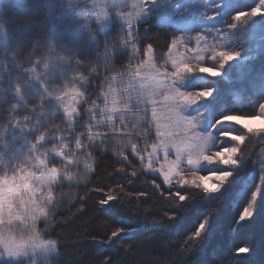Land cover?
I'll return each instance as SVG.
<instances>
[{
  "label": "snow or ice",
  "instance_id": "6c2138e0",
  "mask_svg": "<svg viewBox=\"0 0 264 264\" xmlns=\"http://www.w3.org/2000/svg\"><path fill=\"white\" fill-rule=\"evenodd\" d=\"M6 2L0 0V5ZM11 4L15 27L10 29L13 22L0 17V32L31 42L32 58L27 64L17 62L20 74L0 88L10 98L6 116L0 121V264H55L60 245L57 239L48 237L47 229L63 203L57 190L94 174L93 162L104 159L109 148L120 165L116 169L119 175L113 177L119 193L116 188L93 189L104 193L97 200L96 212L112 225L110 234L93 237L98 245L112 246L121 237L133 238L144 229V222L131 215L123 223H113V218L128 214L132 207L138 209L143 203L141 196L151 198L158 193L163 205L173 208L195 199L180 189L198 191L204 198L222 194L232 199L242 178H247L249 166L258 175L249 180L245 193L248 202L236 223L252 219L259 193L253 190L249 196V190L258 179L264 192V163L251 159L245 146L255 141L264 145V127L249 126L250 121H264V46L258 53L259 67L249 66L241 83L248 103L237 108L227 99V93L238 83L233 73L244 71L250 60L244 39L258 34L264 42V0H254L249 7L243 0H11ZM42 8L45 11L40 18ZM70 13L73 18L69 26L82 34L71 45L65 44L57 32L50 31L43 37L29 35ZM190 16L195 24L191 31L198 33L194 38L184 35V24ZM106 23L119 24L115 35L104 30ZM153 28L163 34L166 56L155 54L156 45L148 36ZM102 35L105 76L108 62L126 57L127 63L121 64L110 79L97 77L95 88L100 95L93 96V78L84 76L83 68H92L101 60ZM193 40L196 49L191 46ZM181 47L184 54L174 55V50L180 52ZM93 52L96 60L92 59ZM38 65L44 69L39 75ZM57 65L63 70L59 76ZM73 68L81 73L64 86L67 70ZM110 70L117 72L115 68ZM2 81L0 75V84ZM31 97L39 103L30 106ZM230 108L238 111L215 118L218 112ZM19 109H23L22 119L17 118ZM129 115L134 122H127ZM162 117L166 119V133L161 131ZM225 123L240 132H217ZM153 127L156 137L166 138L149 147L148 142L154 139ZM161 150L164 162L157 167L154 157L158 158ZM173 153L174 158L169 159ZM81 156L85 175L78 171ZM137 160L139 170L133 167ZM202 164L226 170L199 174ZM141 176L146 177L143 182ZM123 181L133 189H146L151 182V196L149 191L137 192L134 203ZM145 214L152 217L151 225L170 235L175 211L163 210L159 216L151 211ZM207 229L205 218L181 245L185 256L196 254L192 264H209L208 255L219 250L217 245L205 243ZM252 253L248 241L232 249L230 264H239L240 257ZM258 256V264H264V242ZM102 264H112V260Z\"/></svg>",
  "mask_w": 264,
  "mask_h": 264
},
{
  "label": "trees",
  "instance_id": "16d2710c",
  "mask_svg": "<svg viewBox=\"0 0 264 264\" xmlns=\"http://www.w3.org/2000/svg\"><path fill=\"white\" fill-rule=\"evenodd\" d=\"M251 2H253V0L248 1V3ZM56 23L55 27L58 28V24L56 25ZM51 25L52 24H50V26ZM46 26L47 23L43 28H41L43 29L42 31H46L48 30V28H50ZM55 27H53L52 30H55ZM78 35L81 36L82 34ZM78 35H72L74 38L70 42H73V40H75ZM80 42L83 43V39H81ZM263 44L264 42L262 43V46ZM26 45L27 43L23 42L22 45H11L9 46V48H6L3 56H0V74L8 76V79H13L16 76V74L19 72L16 65L17 62H20L17 53L19 52L21 46L25 47ZM40 55L41 53H39V49H37L36 56L39 57ZM6 58H8V62H6ZM31 58L32 51H29L26 54V59L28 61H31ZM4 65L5 67H3ZM1 71L3 72L1 73ZM43 71V66L38 65L36 74L39 75ZM62 71L63 70L61 69V67L57 65L56 75H58V73ZM79 71L80 69H69L67 70V76L69 75V72L71 74L75 73L77 75L79 74ZM71 74L69 76H71ZM70 78L71 77L68 78L69 81L72 80V78ZM0 85L3 86V84ZM37 87H39V85H37ZM7 97L8 94L0 90V106L3 104L4 100ZM38 103V101L34 102L32 98L29 99L30 106L32 104ZM89 107H93V105H89ZM7 108L8 106H6V108L1 112L0 121L4 120ZM19 112L20 115L17 118L22 119L23 109H19ZM80 161L81 163L78 169L79 174L85 175L83 168V156L80 157ZM96 162L97 161L93 162V168ZM250 169L247 170V176H249V173L251 172ZM110 175L111 178L109 179V181L114 180L113 176L115 175ZM93 176V174H87L86 180L78 184H66V186H70L72 190L67 189V191L65 192H62V190L59 192L57 190L60 198L63 201V203L61 204L64 209L63 214L66 215L63 219L65 222L63 226H68L67 229L65 228V226L60 228L59 231L63 233L64 230L68 231L70 229V233H72L73 235L75 233L76 235H74V239H72L73 241H75V247H79L84 243L82 242L83 240L80 239V231L82 230L81 228L77 227L76 223L69 224V220L72 219V214L75 215L76 213H78V208L79 210L81 209L80 207L82 206V202H84L85 199L86 205L91 198H94L92 197L93 195H91L92 193L89 196L86 194L87 198H84L85 194L83 197V195H80V193L78 192L80 189L86 190L85 186L92 182ZM104 178V176L100 178L98 176H95V187L98 188L99 184H108V179L105 181ZM107 184L103 186L106 187ZM66 186H64L63 188H66ZM240 188L241 186L238 187L236 193L240 190ZM116 191L119 193V189H116ZM181 192H189L190 196L195 197V199L185 202V204L181 205L179 208H173L167 204L163 205V201L159 198L158 193L156 194V196H151V193H149V196H151V198L141 196L139 199L140 201H143V203H140L138 209L136 207H132L128 214L122 213L120 215L125 221L130 219L128 215L134 216L136 220L144 222V229H142L133 238L121 237L120 240H118L117 243L112 246L101 245L100 247H98V249H96L97 255L95 254L94 257L90 256L89 260L87 259L83 261V259L79 264H102L103 261L109 258L112 260V264H192L193 260L196 258V254H189L188 256H185L180 251L181 245L186 237L195 232L200 222L205 218L208 219V229L205 243L209 244L210 246L215 244L219 248V250L214 254L210 253L208 255L207 259L209 261V264H230V261L233 259L232 249L239 247L240 245L245 244L248 241H251L252 243L253 253L247 257H240L239 264H258L259 247L261 243L264 242V192H261L260 188L257 190V192L259 193V197L256 204L255 215L251 220L245 221L243 224L239 225L236 223L239 213L233 205L236 193L232 199L222 194H217L215 197L207 199L204 198L200 192L191 189H185ZM132 194L133 202L135 203L136 193L132 192ZM80 197H83V199H80ZM125 198H127L126 194ZM77 202L81 206H76L75 203ZM163 210L175 211L177 213L175 220L172 222L173 230L171 231L170 235H166L163 231H161L158 225H151L152 217L145 214L146 212L151 211L159 216ZM202 247H204V245H202ZM80 255L81 254L77 256L76 254L73 257L78 260L80 258ZM74 261H72V264H77V261Z\"/></svg>",
  "mask_w": 264,
  "mask_h": 264
},
{
  "label": "rangeland",
  "instance_id": "374dc122",
  "mask_svg": "<svg viewBox=\"0 0 264 264\" xmlns=\"http://www.w3.org/2000/svg\"><path fill=\"white\" fill-rule=\"evenodd\" d=\"M248 1L250 0H243L244 6L245 7H249L252 5V3H248ZM73 2L76 3H83V0H73ZM101 3H103V0H100ZM130 2V0H129ZM45 9H41L40 13L38 14L40 16V18H43V13H44ZM76 11H80L79 9ZM15 10L11 4V0H7L6 3H4L3 5H0V17H7L10 21H12L13 23L10 25V29L15 27L16 24V20H15ZM113 16L115 15V13L112 14ZM73 18V13H70L68 17L62 19L61 21L57 22L56 25L58 24V28L55 27V24H52L51 26H49L50 28H48V30L46 31H42L43 29H38V30H33L29 33L30 36H39V37H43L44 35H46L48 33V31L50 30L51 32H57L60 33L61 36L64 39L65 44L71 45L72 42H70L74 37L78 34H81L78 32V30L75 29L74 26H69V23L71 21V19ZM257 19H259V15L257 17ZM135 22V21H134ZM47 27V26H46ZM55 27V30H52V28ZM94 27H99V26H95ZM144 27L146 28L147 25H144ZM195 27L194 24V17L190 16L188 17L187 21L184 24V28H185V37H195V35H197L198 33L195 31H191V29H193ZM57 29V30H56ZM119 29V24H113V23H106L104 26V30L106 32H108L111 35H115L116 32ZM45 30V29H44ZM49 31V32H50ZM73 35V36H72ZM141 35H143V30L141 29ZM79 36V35H78ZM148 36L152 39L153 43L156 45V49H155V54L157 56L160 55H167V47L165 45V40L163 39V34L162 33H158V30L156 28H153V30L151 32L148 33ZM103 35L100 37L101 40V44H100V55H101V60L99 61L98 64H94L92 68H83V75L93 78L92 79V84H93V91L92 94L93 96L96 95H100V90L95 88L97 81V77L99 78V80H105V79H110L112 75H115L119 72L120 70V66L121 64L127 63V58H123V59H115L113 61L108 62L109 65V71L107 73V76H105V61L102 59L103 57ZM22 41V42H21ZM21 42V43H20ZM23 42H26L27 45L25 47H20L19 52L17 53V56H19V61L23 62L25 64L29 63L30 61H28L26 59V54L31 51V42H27L24 40H20L16 39V38H9L7 37L4 33L0 32V56H3L4 51H6V48H9V46L11 45H22ZM210 42V40H209ZM244 47L249 51V56H250V60L246 63L245 65V69L244 71L240 72V73H233V79L238 81V83L234 84L233 86H231V90L227 93V99L231 102V104L237 108L243 107L248 103V100L246 98V94L244 93V91L241 88V83L243 82L245 75H246V71L247 68L251 65H255L256 67H259V56L258 53L260 52V49L262 47V41L259 38V35H255V36H248L247 38L244 39ZM261 45V46H259ZM89 46H93L94 44L92 41H89ZM193 49H196V44L193 40L192 45ZM264 46V44H263ZM19 49V48H18ZM40 53V51H39ZM12 54V53H11ZM184 54V47H181L180 52H175L174 50V55L176 56H180ZM193 53H190L189 55H193ZM96 53L93 52L92 54V59L96 60ZM252 56H256L255 60H252L251 57ZM8 58H6V62H8L7 60ZM5 67V65L3 66ZM111 68H115L117 70L116 73L112 72L110 69ZM147 71V70H146ZM3 71H1L2 73ZM71 72V71H70ZM69 72V75L71 74ZM61 72L58 73L59 76ZM73 73V72H72ZM81 70L79 71L80 75ZM12 74H16V73H12ZM20 73L18 72L16 74L15 77H17ZM2 75V74H0ZM68 75V78L71 77L73 78L74 75H76L75 73L71 74V76ZM3 76V81H2V85H0V88L2 87H6L8 85V83L12 80L11 78L8 79V76L2 75ZM70 78V79H71ZM69 79L62 81V83L64 84V86H69ZM201 83H206L205 81H201ZM105 90H107V85H105ZM32 100L38 101L35 97H31ZM9 96L4 100L3 104L0 106V114L1 112L6 108V106H8L9 104ZM95 105H93L94 107ZM101 106L102 102H101ZM122 107V104L119 105ZM238 111V109L235 108H230V109H224L221 110L220 112H218L215 116L216 119H219L220 116L226 114V113H230V112H235ZM151 118V114L149 113V119ZM140 119H143V116L141 115ZM118 122V121H117ZM129 123L134 122L133 118L131 117V115H129V120L127 121ZM166 123V119L162 117V128L161 131L165 132L167 131V129H165L163 127V124ZM212 123L214 124L215 121L213 120ZM249 126L251 127H264V121L261 120H255V121H250L249 122ZM219 131H228V132H233V133H239L240 129H238L237 127H235L234 125L225 123L220 125L217 128V132ZM153 137L154 139L152 141H149V147L151 145V143L155 142V143H160L161 140L165 139V136H161V137H156L155 136V128L153 127ZM178 140V138H177ZM228 142L226 141L225 144L220 145V147H223L227 144ZM212 145L213 147L215 146V141H212ZM141 147H144V142H141ZM245 150L246 152L250 153L251 159H255L257 161H260L263 163L264 157L261 156V153L264 152V145H262L259 141H255L253 143L250 144H246L245 146ZM129 155H130V149L128 150ZM174 158V153L172 156L169 157V159ZM133 159H136L135 157H133ZM154 159L157 161L156 166L158 167L159 164L164 162V158H163V151L161 150L159 152V156L154 157ZM98 162L99 167L96 166V163ZM97 162L95 163V166L93 168V172H94V176L92 177V182H90L88 185L85 186V189H80L78 192L80 193V195L85 194L84 198H87L86 194L89 196L91 193V195H93L88 202V204L85 205V200L84 202H82V206L77 203L76 206H81L80 210L78 208V213H76L75 215L72 214V219H70V223L69 224H75L77 225V227L81 228L82 231H80L81 233V237L80 239H82L84 242L83 244H81L79 247H75L74 243L75 241H73L72 239H74V235H76L74 233V235L72 233L69 232V230L65 231L63 233H61L60 228L65 227L63 226L65 224L64 222V217L66 216L64 213V209L62 206H60L57 209V214L55 216V220L52 222L51 226L47 229L48 232V237L49 238H54L58 240V243L60 245L59 247V252H60V256L59 259H57L55 261V264H72V261L76 262L77 264L81 263L82 260H89L90 256H95V254L97 255L96 249H98V247H100L101 245H98L96 243H94L93 241V237H103L106 236L108 234H110L111 231V221L109 219H107L106 217L100 215L98 212H96V206H97V200L104 194L103 192H93V189L97 188L95 187L96 182L94 181L95 176H98L99 178L104 176V180L106 181L108 179V184L106 187H104L103 185L106 184H99L98 188H103L105 189V191L109 188H116L119 189L116 186V181L115 180H110L111 175L110 174H114L119 175L116 172V169L120 166L119 163L117 162V157L115 155L112 154V150L111 148L108 149V155L104 157V159L99 160L97 158ZM138 165H139V161L137 160V165H134L133 167H137L138 169ZM251 168V166H249V169ZM248 169V170H249ZM226 169L220 168L218 165H207V164H202L200 166V168L198 169L199 174H209L211 172H219V171H224ZM251 172L249 173V176H247V178H242V182H241V188L240 190L236 193V197L234 200V207L237 210L238 213H240V211H242L243 207L246 206V203L248 202V196H245V193L247 192L248 187L250 186L249 184V180L253 177V176H257L258 173L256 172L255 169L251 168L250 169ZM128 171H131V168L128 169ZM102 175V176H101ZM114 177V176H113ZM141 181L143 182L146 177L141 176L140 177ZM103 180V179H102ZM123 183L125 184L126 187L129 188V191L137 193L140 191H149V193H151V182L148 183V187L146 189L144 188H131L130 186H128L127 181H123ZM259 181L258 179L256 180V183L254 182L251 186V189L249 190V196L251 194V191L255 190L257 191L259 189V185H258ZM66 186V185H65ZM67 189H71L70 186H66V188H60L58 189V191L60 192L62 190V192L67 191ZM64 190V191H63ZM185 190V189H180V191ZM92 191V192H91ZM213 197H208L207 199H211ZM81 203V202H79ZM125 222V220L123 219V217L120 215L117 218H113V223H123ZM68 224V225H69ZM41 227L43 228V224L41 223ZM68 226H66L65 228L67 229ZM92 248V250H91ZM94 249V250H93ZM77 256L79 254L80 258L77 260L75 259L73 256L76 255ZM74 264V263H73Z\"/></svg>",
  "mask_w": 264,
  "mask_h": 264
},
{
  "label": "bare ground",
  "instance_id": "6f19581e",
  "mask_svg": "<svg viewBox=\"0 0 264 264\" xmlns=\"http://www.w3.org/2000/svg\"><path fill=\"white\" fill-rule=\"evenodd\" d=\"M50 26V24L49 23H47V27H49Z\"/></svg>",
  "mask_w": 264,
  "mask_h": 264
}]
</instances>
